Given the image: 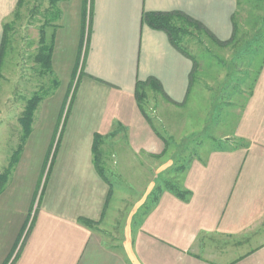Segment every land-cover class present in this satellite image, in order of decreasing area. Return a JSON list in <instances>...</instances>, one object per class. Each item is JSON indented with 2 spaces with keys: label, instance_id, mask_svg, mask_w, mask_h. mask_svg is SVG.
<instances>
[{
  "label": "crops",
  "instance_id": "0c3cea01",
  "mask_svg": "<svg viewBox=\"0 0 264 264\" xmlns=\"http://www.w3.org/2000/svg\"><path fill=\"white\" fill-rule=\"evenodd\" d=\"M17 1L0 0V42L2 21ZM57 6L51 65L59 86L37 105L0 191V264H264V59L243 101L224 114L234 121L221 135L223 147L196 159L177 182L187 198L168 186L149 210H138L142 201L118 219L112 184L98 171L93 149L99 133L102 146L127 136L137 154L163 150L136 99L138 81L158 79L169 110H182L194 87L206 101L223 91L205 74L203 48L194 57L183 42L151 28L144 14L182 12L207 29L206 47L231 48L240 0H59Z\"/></svg>",
  "mask_w": 264,
  "mask_h": 264
},
{
  "label": "rangeland",
  "instance_id": "374dc122",
  "mask_svg": "<svg viewBox=\"0 0 264 264\" xmlns=\"http://www.w3.org/2000/svg\"><path fill=\"white\" fill-rule=\"evenodd\" d=\"M49 9L50 0H18L13 11L2 21V32L5 24L9 26L0 62V175L10 169L13 155L21 145L20 119L27 101L35 92L45 94L55 90L56 78L36 61L42 29L49 43L52 29L57 24L58 18L51 17ZM176 22L184 27L181 39L194 57L204 49L199 58L205 62V74L214 77L215 90L223 91L219 97H215L214 92L210 101H206L194 87L182 110H169L161 93L147 87L146 98L141 103L143 114L162 141L163 150L150 156L145 151L137 154L127 136L119 139L117 144L109 142L100 147L99 164L112 184L111 199L116 203L118 219L132 213L142 201H145L144 205L138 210H149L156 202L155 196L165 188H180L178 185L182 184L196 159L206 157L211 148L223 147L221 135L230 132L233 126L228 121L233 116L224 114L233 101L238 104L243 101L247 92L242 90H248L254 84L258 64L264 59V0H240L236 15V45L231 48L206 47L205 43L211 39L209 35L181 20ZM247 41L254 44H247ZM245 43L247 47H244ZM1 45L2 39L0 48ZM80 71L81 68L78 77ZM197 95L199 112H196ZM182 120L184 127L180 128ZM207 122L211 127L208 134L202 135L200 132ZM62 130L63 123L58 127L55 139L60 138ZM193 133L198 135L193 136Z\"/></svg>",
  "mask_w": 264,
  "mask_h": 264
},
{
  "label": "trees",
  "instance_id": "16d2710c",
  "mask_svg": "<svg viewBox=\"0 0 264 264\" xmlns=\"http://www.w3.org/2000/svg\"><path fill=\"white\" fill-rule=\"evenodd\" d=\"M58 1L59 0H50L49 12L51 13V17L53 18H59L60 16V9L57 6ZM177 20L183 21L186 25L190 27H194L199 30H205L207 32V29L204 27L202 23L182 12H178V11L147 12L144 14V21L151 28L163 30L167 32L171 37L172 41L174 42V44L179 45V43L182 42L181 38H182V34L185 33V29L184 27L179 26L177 24L176 22ZM49 21H51V19H49L48 22ZM8 26L9 24H5L4 26L2 45L0 48V62L2 57L3 47L7 39ZM212 38L215 40L214 37ZM53 47H54V36L51 37V40L48 43V41L46 40L45 31L44 29H42L41 38H40V48L38 54L36 55V61L39 62L42 65V67L45 68V71L50 73L51 75H53L52 65H51ZM57 87H58V80L56 79L54 84V89H56ZM147 87H151L153 90L160 92L167 100L170 101V99L164 93L163 87L158 79L150 77L147 80L138 81L136 85V99L142 109V112H143V108L141 103L146 98ZM50 93L40 94L39 92H35L33 96L27 101V106L24 112L22 113V117L20 119V124L23 129L21 145L13 155L10 169L8 168L4 173L0 175V191L3 189L4 185L6 184L9 175L11 173V170L18 161L19 155L23 150L24 143L32 131L33 114L37 105L45 96H47ZM103 142H104V136L99 133H96L94 136V146H93L94 157L98 171H100V173L102 174H103V169L102 167H100L99 164V155H100V147L102 146ZM175 191L179 197L184 199L186 198L187 194H189L188 191H181L178 189H175ZM160 193L155 196V198L153 199L154 201H157L159 199ZM85 222L90 225L92 224V221L85 220Z\"/></svg>",
  "mask_w": 264,
  "mask_h": 264
}]
</instances>
